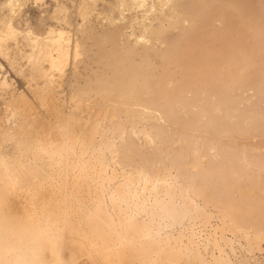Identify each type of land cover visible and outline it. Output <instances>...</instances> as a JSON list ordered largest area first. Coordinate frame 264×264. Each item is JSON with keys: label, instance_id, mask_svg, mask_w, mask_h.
<instances>
[{"label": "bare ground", "instance_id": "1", "mask_svg": "<svg viewBox=\"0 0 264 264\" xmlns=\"http://www.w3.org/2000/svg\"><path fill=\"white\" fill-rule=\"evenodd\" d=\"M226 8L0 0V264H264V119L180 62Z\"/></svg>", "mask_w": 264, "mask_h": 264}, {"label": "rangeland", "instance_id": "2", "mask_svg": "<svg viewBox=\"0 0 264 264\" xmlns=\"http://www.w3.org/2000/svg\"><path fill=\"white\" fill-rule=\"evenodd\" d=\"M225 13V22L223 26L218 23L216 24L214 20L205 23L203 39L201 40L202 43L200 42L202 45L199 44V46L196 47V52L191 56L187 54L184 55L180 62L185 66V63L192 58L190 63L193 65L187 70V74L191 76L194 74L192 76L194 79L192 80H194L199 93L205 91L207 94L216 93L224 96L226 106L222 108L221 112L213 115L215 119L223 118L226 114L232 115L235 110L239 109H242L245 113H251L254 117L260 116V118L264 119V53L263 56L261 54L264 52V0H227ZM257 41L258 45L256 43ZM254 49L257 51L253 52ZM254 53H256L258 57L256 55V57H254ZM201 57H204L203 59L205 60L201 59ZM247 57L252 59L250 60ZM243 58L249 61L243 62ZM254 59H257V61ZM242 63L243 65L241 67ZM244 64H246L248 68H246ZM222 67L224 68L222 70L223 74L218 76L219 73H221ZM243 69L245 71H243ZM20 84V81L17 82L18 86ZM240 101H242V105L237 107ZM194 114L199 116L198 111H193V115ZM230 122L236 123V120L232 119ZM236 124L244 126L242 120L237 121ZM164 132L167 139H171L170 137L174 136L171 129L164 127ZM257 134L256 131H251L250 140H247L244 147L240 146L238 148L240 155L244 152L243 156L245 162L259 160L260 158L264 160V150H260L259 152L250 150L251 146L258 142ZM252 135L256 137L251 139ZM215 138L211 135L206 139L203 146L207 153H209L208 145L214 142ZM138 142L134 141L135 146H142V144ZM242 149L245 150L243 151ZM227 151L228 148H226V152ZM209 158L212 159H210V163L216 164L218 161L210 157V155ZM235 162L236 160L233 159L232 163L235 164ZM246 169V171H248V168ZM261 169L260 178L263 177L262 175L264 174V161L261 164ZM260 178H258V180L262 186L258 184V187L263 188L264 177L261 178V180ZM246 183L247 180L243 179L239 181L238 185L243 188L248 185ZM231 194L229 197L233 199L236 198L239 193L235 192L234 195Z\"/></svg>", "mask_w": 264, "mask_h": 264}]
</instances>
